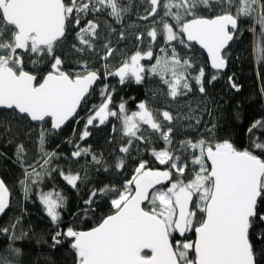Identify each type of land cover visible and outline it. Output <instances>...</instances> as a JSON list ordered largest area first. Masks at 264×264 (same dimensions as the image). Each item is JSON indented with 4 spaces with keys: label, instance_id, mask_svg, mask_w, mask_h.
<instances>
[{
    "label": "snow or ice",
    "instance_id": "obj_1",
    "mask_svg": "<svg viewBox=\"0 0 264 264\" xmlns=\"http://www.w3.org/2000/svg\"><path fill=\"white\" fill-rule=\"evenodd\" d=\"M129 12L130 5L121 0H0V127L12 132L13 124L25 125L29 137L38 129V159L29 162L22 142L15 145V157L23 170L19 183L25 199L38 188L39 201L56 226L49 247L67 245L72 264H264V119L247 125L237 145L222 127L220 114L213 115L207 105L200 108L201 115L192 110L181 118L170 110L153 111L141 101L138 111L129 113L126 101L114 104L116 88L107 82L117 78L120 85H139L151 75L166 85L171 101L178 102L194 87L206 99V86L228 67L245 24L264 69V0H147L138 19L151 27L132 33L137 50L131 55L113 46L110 35L117 41L128 38L124 19ZM102 17L122 27L105 20L109 35L102 37ZM200 50L207 59L197 66ZM117 52L121 58L114 56ZM97 59L101 64L93 67ZM228 82L241 90L233 77ZM97 89L100 103L89 105ZM112 118L121 122L125 139L109 162L81 142ZM80 119L79 142L67 141L73 146L70 156L98 172L125 173L133 144L136 151L140 144L147 150L151 134L164 146L151 148L154 159L137 160L130 177L118 185L92 188L77 223L61 227L67 197L40 186L55 172L79 192L88 176L55 166L61 154L46 144L69 121ZM185 128L194 133H184ZM152 163L165 167H150ZM11 195L0 178V216L10 209ZM101 200L108 205L103 216L98 215ZM93 216L94 224L80 226ZM21 219L0 226L7 243L0 248V264H24V243L33 235L20 227Z\"/></svg>",
    "mask_w": 264,
    "mask_h": 264
},
{
    "label": "trees",
    "instance_id": "obj_2",
    "mask_svg": "<svg viewBox=\"0 0 264 264\" xmlns=\"http://www.w3.org/2000/svg\"><path fill=\"white\" fill-rule=\"evenodd\" d=\"M135 0H121V3L130 5V12L124 19V26L131 17L132 6ZM145 3H143L144 5ZM145 8V7H144ZM143 15V14H142ZM138 18V17H137ZM105 20L108 23L114 24L110 17H102L100 23L102 25L101 35H109L105 32ZM140 20V19H138ZM141 21V20H140ZM117 29L122 26L114 24ZM248 24H245L242 32L243 34L232 46V52L229 57L228 71L221 74L220 78L207 85L206 99L193 88V91L187 96L178 98L177 101H171L165 95L166 86L159 83L156 76L147 75L145 81L141 84L128 83L120 85L114 79L110 78L107 81L111 86H115L116 92L113 97L114 104H119L121 100L126 101L129 113L138 111L137 105L141 101H147L149 107L155 111L157 109H166L173 112L174 116L179 115L181 118L192 110L194 115H201L200 108L207 105L213 110V115L220 114L222 127L232 133V138L237 145L241 144L244 139L243 130L252 121L257 119H264V91L260 90L259 81L256 75L257 68H262L260 62L256 59L254 53L253 34L248 31ZM146 32V30H145ZM113 41V46L118 49H125L131 46L134 53L136 48L135 38L133 39L127 33L128 37L125 41H117L115 34H110ZM71 39V38H70ZM102 54V49H101ZM131 55V54H130ZM199 60L202 65L206 61V56L200 51ZM66 59L71 60L70 53H65ZM151 64L149 61H145ZM101 64L99 59L92 65L98 67ZM210 68L206 66V72ZM262 71V70H261ZM264 73V70L262 71ZM228 77H233L235 82L240 85L241 90L236 92L231 89L228 82ZM159 90V91H157ZM262 90H264V82H262ZM263 92V95H262ZM100 96L97 89L89 100V105L99 104ZM191 106L189 108L188 106ZM81 117L86 115V111H80ZM204 122L208 120L207 114H203ZM181 123L187 125L189 121L181 119ZM194 123V121H192ZM84 120L80 119L78 123L73 122L66 128L61 130V134L50 136L46 148L49 151H56L61 154L59 160L54 161V165L61 169L71 170L73 172H87L88 178L83 184L79 186V192L73 190L66 184L55 172L52 173L51 178H46L44 183L40 186L45 192L56 189L67 197V208L64 210L61 227L64 225H74L79 220L81 208L84 207L83 201L88 198L89 191L92 188H99L103 185L112 182L119 184L123 180L130 177L135 167V163L140 159H147L152 161L151 148L160 149L164 146V142L159 140L156 134H151L150 143L146 146L139 145V151H136V143L131 149L133 155L128 159L127 171L122 175L116 173H106L96 171L92 164L87 163L81 159L76 161L71 158L70 153L73 151V146L68 143V140L79 142L78 138L80 131L83 128ZM115 126V131H113ZM147 128V126H144ZM122 125L119 120L112 118L108 124L100 126V128L93 131V135L87 141L81 142L84 144H91L94 151L103 153L105 159L111 160L118 155L117 149L124 141L122 136ZM26 131L25 125H12V132H7L3 127H0V178L5 180L11 191L10 203L11 207L6 215L0 221V226H7L14 218L21 217V225L25 231H29L33 235V239L24 243V264H72V257L69 254L67 245L57 246L55 249L49 247L51 236L55 231V225L52 224L50 218L47 217L43 205L39 201V189L33 188L30 199H25L23 189L19 183L23 178V170L16 162L15 145L18 142L25 144L28 150V160L33 162L38 159L39 151L36 143L38 129L31 132V136L24 135ZM203 132V127L200 128ZM184 133H194V129L185 128ZM183 135V134H182ZM145 136H149V132H145ZM12 140L9 143V140ZM111 140V143L109 141ZM150 167L163 168L156 163L149 165ZM101 208L98 209V215L103 216L108 210V205L104 200L100 201ZM97 217L93 216L91 221H80V226L86 228L89 224H94ZM6 238L0 236V248H6ZM40 241V242H37ZM43 241H48L44 243Z\"/></svg>",
    "mask_w": 264,
    "mask_h": 264
},
{
    "label": "rangeland",
    "instance_id": "obj_3",
    "mask_svg": "<svg viewBox=\"0 0 264 264\" xmlns=\"http://www.w3.org/2000/svg\"><path fill=\"white\" fill-rule=\"evenodd\" d=\"M143 3H145L143 5ZM146 0H135V2L133 3L132 6V12H131V17L128 20L127 24L124 26L125 27V34H129L130 37H132L134 39V36L132 35V33L134 32H145V30H147V27H151L150 23L148 21H143V20H138V16L140 15H144V7H146ZM138 26V27H136ZM159 43V41H158ZM130 51H132L131 46H128L127 48L124 49V52L127 53L128 55L132 54V52L130 53ZM155 55H159L158 51H156L154 53ZM114 56H116L117 58H121L120 53H114ZM145 63V61L143 62ZM152 63H154V60L152 61ZM147 64V63H145ZM150 65V64H149ZM202 65V61H200L199 59L197 60V66H201ZM193 74H195V70H192ZM159 83L161 82L158 78ZM162 85H164L162 82L160 83ZM166 86V85H165ZM181 98V97H180Z\"/></svg>",
    "mask_w": 264,
    "mask_h": 264
},
{
    "label": "flooded vegetation",
    "instance_id": "obj_4",
    "mask_svg": "<svg viewBox=\"0 0 264 264\" xmlns=\"http://www.w3.org/2000/svg\"><path fill=\"white\" fill-rule=\"evenodd\" d=\"M146 4H147V0H146ZM201 51V50H200ZM202 52V51H201ZM203 53V52H202ZM204 54V53H203ZM205 55V54H204ZM206 56V55H205ZM207 58V57H206ZM264 70V69H262V68H257V71H256V75H257V78H258V81H259V86H260V90L262 91V82H264V73H262V71ZM112 79H114L115 81H117L115 78H112ZM100 82H98V84H99ZM128 84L130 85V86H132V84H134V82H128ZM262 95H263V92H262ZM263 97H264V95H263Z\"/></svg>",
    "mask_w": 264,
    "mask_h": 264
},
{
    "label": "water",
    "instance_id": "obj_5",
    "mask_svg": "<svg viewBox=\"0 0 264 264\" xmlns=\"http://www.w3.org/2000/svg\"><path fill=\"white\" fill-rule=\"evenodd\" d=\"M201 51H202V50H201ZM202 52H203V51H202ZM204 54L206 55V53H204ZM206 57H207V56H206ZM227 71H228V67L223 71L222 74H225ZM115 79L117 80V78H115ZM72 122H73V120L69 121L68 124H66L64 128H66L67 126H69ZM64 128H63V129H64ZM7 211H8V210H7ZM7 211H6V213H7ZM5 215H6V214H5ZM5 215H4V216H5ZM4 216H0V221L3 219Z\"/></svg>",
    "mask_w": 264,
    "mask_h": 264
}]
</instances>
